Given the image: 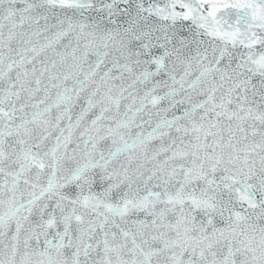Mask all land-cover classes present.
I'll return each instance as SVG.
<instances>
[{"label":"snow or ice","instance_id":"obj_1","mask_svg":"<svg viewBox=\"0 0 264 264\" xmlns=\"http://www.w3.org/2000/svg\"><path fill=\"white\" fill-rule=\"evenodd\" d=\"M0 264H264V0H0Z\"/></svg>","mask_w":264,"mask_h":264}]
</instances>
